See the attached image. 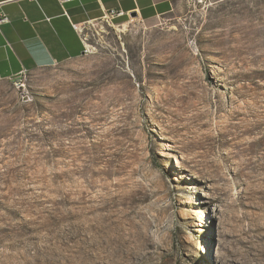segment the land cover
I'll return each mask as SVG.
<instances>
[{"label": "rangeland", "instance_id": "rangeland-1", "mask_svg": "<svg viewBox=\"0 0 264 264\" xmlns=\"http://www.w3.org/2000/svg\"><path fill=\"white\" fill-rule=\"evenodd\" d=\"M83 35L0 82V264H264V0Z\"/></svg>", "mask_w": 264, "mask_h": 264}, {"label": "crops", "instance_id": "crops-1", "mask_svg": "<svg viewBox=\"0 0 264 264\" xmlns=\"http://www.w3.org/2000/svg\"><path fill=\"white\" fill-rule=\"evenodd\" d=\"M193 0H0V82L26 73L55 67L84 55V30L104 22L108 12H123L113 19L122 29L132 19L155 26L166 17L190 12ZM134 14V17L131 15Z\"/></svg>", "mask_w": 264, "mask_h": 264}, {"label": "built area", "instance_id": "built-area-1", "mask_svg": "<svg viewBox=\"0 0 264 264\" xmlns=\"http://www.w3.org/2000/svg\"><path fill=\"white\" fill-rule=\"evenodd\" d=\"M205 2L206 0H193V4H198V5L203 4ZM122 15L123 12H115V11L108 12V14L104 18V23L107 26L113 28V23H112L113 19L120 17ZM8 22H9V18L6 15L0 16V27L4 24H7ZM84 43H85V38H84ZM90 52H91V47L85 44L83 53L88 54ZM26 78H27L26 70H23L11 81V83L14 84L17 87V89H20V91L25 92Z\"/></svg>", "mask_w": 264, "mask_h": 264}, {"label": "water", "instance_id": "water-1", "mask_svg": "<svg viewBox=\"0 0 264 264\" xmlns=\"http://www.w3.org/2000/svg\"><path fill=\"white\" fill-rule=\"evenodd\" d=\"M132 17H134V14L133 15H131Z\"/></svg>", "mask_w": 264, "mask_h": 264}, {"label": "bare ground", "instance_id": "bare-ground-1", "mask_svg": "<svg viewBox=\"0 0 264 264\" xmlns=\"http://www.w3.org/2000/svg\"><path fill=\"white\" fill-rule=\"evenodd\" d=\"M16 87V86H15ZM17 88V87H16ZM205 252V251H204Z\"/></svg>", "mask_w": 264, "mask_h": 264}]
</instances>
